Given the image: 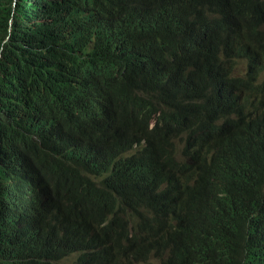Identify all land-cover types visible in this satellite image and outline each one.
I'll return each instance as SVG.
<instances>
[{"label":"trees","instance_id":"16d2710c","mask_svg":"<svg viewBox=\"0 0 264 264\" xmlns=\"http://www.w3.org/2000/svg\"><path fill=\"white\" fill-rule=\"evenodd\" d=\"M31 3L50 15L49 25L21 9L10 38L12 11L0 30V209L14 197L36 209H55L50 231L71 244L62 255L45 237L29 256L42 264H68L76 254L77 264H264V235L238 239L220 221L232 180L247 191L264 192V150L227 130L214 132L207 119L211 104L194 96L196 64L187 60L175 74L163 77H156L152 68L130 80L137 54L110 64L107 36L128 11L122 0H31L27 5ZM159 3L131 0L128 12L144 16L149 4ZM227 6L232 9L226 11ZM189 7L182 5V17L193 22ZM221 10L226 33L239 44L227 56L246 60V71L234 67L230 80L264 76V3L222 0ZM233 10L250 20L251 27L239 15L231 20ZM214 21L204 23L202 34L213 30ZM136 24L131 25L136 34L148 32L144 23ZM150 34L155 44L153 30ZM218 35L204 36L207 76L217 65L208 42ZM116 100L154 108L141 105L131 117L129 107L117 105L109 113ZM101 110L108 115L99 114ZM195 125L200 129L185 130ZM25 163L43 173L49 188L35 184ZM91 168L97 175H90ZM118 176L129 179L127 192H118L105 205L120 189L114 185ZM173 180L175 188L168 192ZM100 183L105 194L98 205V199L88 197ZM159 183L164 185L158 191ZM172 194L173 209L158 205ZM77 208L81 213L71 217L68 210ZM190 210L193 220L187 224ZM45 250L47 256L42 255ZM23 261L28 262L26 257Z\"/></svg>","mask_w":264,"mask_h":264},{"label":"clouds","instance_id":"9594fccd","mask_svg":"<svg viewBox=\"0 0 264 264\" xmlns=\"http://www.w3.org/2000/svg\"><path fill=\"white\" fill-rule=\"evenodd\" d=\"M29 1L31 0H0V30L5 28L10 11H12V17L8 21L7 39L10 38L12 32L14 16L21 9L35 17L38 23L50 24V15L45 12L39 13L35 5L32 3L27 5ZM188 1L166 0L156 6L149 4L144 16L141 14L132 16L128 12L131 0H122V8L128 11L122 13L119 21L108 28H112V30L107 32L111 47L110 58L113 60L110 64H113L122 55L137 54L133 70L127 76L130 80H138L139 76L149 73L152 68L156 77L166 76L170 72L175 74L182 63L191 60L196 64L194 96L200 101L211 104L207 112V119L214 128V132L218 134L220 130H227L236 138L254 141L257 147L264 150V76H253L234 83L230 80L232 73L226 63V69L210 80L205 74L206 62L204 58L207 56V49L205 37L202 34L203 22L207 13L205 7L210 4V1L198 0L197 4L200 5V10L196 13L193 22L186 21L182 17L184 13L182 5ZM228 15L231 20H234L237 18L238 12L233 10ZM156 18L157 20H155ZM136 22L144 23L148 32L136 34L131 29V25H137ZM152 30L155 44L152 43L150 34ZM217 40L218 36L213 42L214 50L217 47ZM232 40L226 33V56L229 55L228 45ZM183 45H187V47L182 48ZM176 57L181 60H176ZM113 90L114 88L112 92ZM188 97L186 96L182 103ZM117 105L129 107L127 113L133 114L131 117L137 115V108L141 105L153 107L137 101L131 105L129 102L121 104L116 100L109 113L114 112ZM99 114L108 115L104 113V110H101ZM198 129L200 128L195 125L194 129L185 130L192 132ZM208 143L211 144L212 141L209 140ZM92 171L90 175H97V169H92ZM165 171L168 170L157 172L156 177L160 178V175ZM25 172L31 175L32 180L39 188L43 190L49 188L42 172L27 163H25ZM129 184V179H122L118 176L114 180V185L120 189L105 205L114 201L118 192L126 193ZM163 185V183H159L158 191ZM174 188L173 180L168 192H173ZM228 188H231V191L227 190L226 202L222 205L220 213L221 228L228 230L238 239L258 240L264 235V192L247 191L234 180L229 183ZM104 194L105 184H95L90 189L88 199H98L97 204L100 205ZM174 201L172 194L159 199L158 205L164 209L169 207L173 209ZM236 206L239 208L237 209ZM0 212L3 213V216L0 217V264H42L38 257L31 258L27 263H24L23 259L32 255L34 247L45 237H48L57 246L62 255L68 253L71 243L58 238L55 230H39V222L43 217H48L50 212L47 209L41 207L36 209L28 205L22 198L14 197L1 207ZM68 213L73 217L80 214L81 210L77 208L74 211H68ZM192 220L193 211L190 210L186 213V223L189 224ZM47 254L48 251L45 250L42 255L47 256ZM71 258H78V254L72 255ZM66 261L70 264L68 259Z\"/></svg>","mask_w":264,"mask_h":264},{"label":"bare ground","instance_id":"6f19581e","mask_svg":"<svg viewBox=\"0 0 264 264\" xmlns=\"http://www.w3.org/2000/svg\"><path fill=\"white\" fill-rule=\"evenodd\" d=\"M159 1L165 2L166 0H159ZM209 1H210V4L207 5V7H205V8H206L207 13L210 12V15L207 18L205 17L203 25L205 22H211L213 19H215L214 25H213L214 28L211 32L204 34V36L212 34V33L219 34L218 40H217V47L215 50L213 47V42L216 39V37L208 42V47H210L211 50L213 52H215L217 55V60H216L217 65L212 67L208 71V76H207L210 78V80H213L219 72L226 69V63L228 65L230 72L236 66H238L236 72H241L244 69V67L246 66V60L245 59H238V60L230 59L232 57L225 55V53H226V25L224 23L222 24L221 22L226 18V16H225V13L221 10L222 0H209ZM253 1L256 5H260V4L264 3V0H253ZM197 2H198V0H190L188 3L183 4L186 6L190 5L188 10L194 19H195L196 13L200 10V5H198ZM231 9H232V6L226 7V11H229ZM238 15L242 19L244 26L247 28H250L251 27V21L242 17L239 13H238ZM226 20L228 21L229 24H232L228 19H226ZM202 29H203V27H202ZM260 30L262 33H264V23L263 22H261V29ZM263 42H264V40H263ZM237 45H239L238 42L235 40H232L230 42V44L228 45V49H230V52ZM221 48H224L225 51L221 50ZM246 49L251 50V47L248 46ZM178 82H179V80L177 78L173 79V85L174 86H176L175 84H177ZM217 90H218V88H217ZM184 95L188 96L189 92L184 93ZM171 110H172L171 108L165 109L164 113L170 112ZM39 184H41V183H39ZM47 210L49 211V209H47ZM56 213L57 212L55 209L51 210L48 214V217H43V219L39 222L38 226L47 230V231H50V225L54 221L53 217L55 216ZM26 258L29 261L31 259V256L28 255V257H26ZM75 259H76V264H77L78 258H75Z\"/></svg>","mask_w":264,"mask_h":264},{"label":"rangeland","instance_id":"374dc122","mask_svg":"<svg viewBox=\"0 0 264 264\" xmlns=\"http://www.w3.org/2000/svg\"><path fill=\"white\" fill-rule=\"evenodd\" d=\"M244 71H245V67H244V69L241 72H244ZM68 261L70 262V264H76V259L75 258H70ZM155 263L157 264L156 260H155ZM135 264H140V263L139 262H135Z\"/></svg>","mask_w":264,"mask_h":264}]
</instances>
